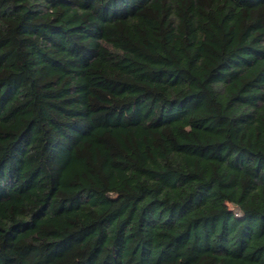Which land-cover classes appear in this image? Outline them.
<instances>
[{
	"label": "trees",
	"instance_id": "16d2710c",
	"mask_svg": "<svg viewBox=\"0 0 264 264\" xmlns=\"http://www.w3.org/2000/svg\"><path fill=\"white\" fill-rule=\"evenodd\" d=\"M0 264H264V0H0Z\"/></svg>",
	"mask_w": 264,
	"mask_h": 264
}]
</instances>
